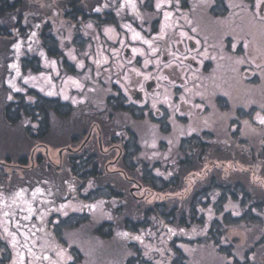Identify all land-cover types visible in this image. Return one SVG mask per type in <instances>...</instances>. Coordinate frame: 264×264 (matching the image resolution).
<instances>
[{"label": "rangeland", "instance_id": "1", "mask_svg": "<svg viewBox=\"0 0 264 264\" xmlns=\"http://www.w3.org/2000/svg\"><path fill=\"white\" fill-rule=\"evenodd\" d=\"M139 1H143L142 4L153 2L156 7L162 4L169 6L171 3V0L107 2L81 0L82 8L88 12L87 17L79 18L78 26H74L71 21L62 20L61 16L50 18V34L60 49L58 56L49 55L38 35L33 34L28 48L18 45L13 52H8L7 42L0 41V44L4 45L0 48V83L4 84L5 91L3 99L0 97V264H125L127 257L137 256L122 240L119 241L115 237L100 238L92 232L97 224L103 221L111 222L113 214L102 198L86 202L75 197L79 195V191H76L77 183L73 179V173L69 172L71 166L68 161L82 148L84 140L81 139L75 146L70 145L65 139L70 136L66 134L67 130L71 131L77 127L80 134L83 128L88 130L90 127L93 140H101L99 145L101 150L112 149L113 155L110 160L121 152V149H118L119 142L112 141L111 135L116 138L124 137L126 140L128 133H132L136 135L140 144L135 161H143L150 165L160 162L162 168H155L158 175L167 174L164 167L170 168V163L179 155L175 148L178 140L189 134L210 131L217 137L220 135L228 139H225L228 143L220 142L219 138L213 142L218 146L227 144L232 155L239 149L241 141L248 140L247 143L251 144L250 141H258L260 136L264 135V119L255 113L261 111L264 116V83L261 86L263 88L261 94V88L243 87L234 83L230 86H220L219 70L223 66L221 60H215L217 66L213 78L210 82L206 81V86L212 85L224 92L232 107L237 109V114H240L242 121L240 128L236 129L238 130L236 138L231 136L234 129L228 128V115L212 112L214 108H211L212 113H209L204 121H199L194 127L175 123L170 131L163 130L161 136L155 105V100H159V96L154 95L149 99L153 103L150 110L146 109L147 106L135 109L130 104L127 105L128 101L123 96L126 93L118 81L120 78L124 79L122 67H128L136 74H149L150 71L149 68L146 69L149 61L147 58H140L141 66L133 64L125 67L117 54L120 48L128 46V42L137 39L139 32L145 29L150 33L149 25L143 23L146 16L143 17L139 13L137 4ZM251 1L254 8L245 5L246 0H225L229 13L224 25L231 28L235 26L249 28L247 31L252 34L258 30L254 13L243 12L238 18L240 10H253L257 1L264 0ZM212 3L213 0H191L192 12H189V18L193 25L199 23L196 20L200 17L197 11L200 8L206 9ZM27 5L43 9L40 4H32V1ZM54 7H62L61 2L51 6ZM51 8L48 7V11ZM91 12L94 13L92 17L89 16ZM210 20L211 26L217 27L218 22ZM134 47L138 48L133 50L135 55H141L139 47L135 45ZM9 53L12 57L9 56L7 59L5 55ZM23 57L30 60L36 58L38 70L30 67L23 69L21 61ZM215 57L219 59L218 56ZM29 97L31 101L28 100ZM36 97L47 98L64 105L62 110H68L69 114L63 118L62 115H53L50 110V128L43 137L37 139L29 137L23 128L29 120L23 119L16 124L8 123L2 109L6 100L10 102L12 100L15 106L21 101L35 102ZM131 108L136 112L144 110L146 114L150 113L151 117L143 114L142 118H136L141 117L137 113L134 118L129 112ZM160 139H163L164 143H160ZM59 154L61 159L58 157ZM22 158L25 165L20 166L18 162ZM46 158H50V164ZM36 159L40 161L34 170L40 171L41 181H46V185L40 182L32 183V175H21L22 172L19 173L17 170L18 167H29V161ZM108 167L116 169L115 165L113 168H110V165ZM105 175L103 177L107 176ZM17 177H28L25 179L28 181L19 184ZM64 183L76 191L75 198H69L71 195L65 198L61 186ZM257 184L264 188V181L258 180ZM96 186L102 187L98 184ZM126 188L129 189L128 186ZM89 190V186H84L82 192L86 193ZM68 191L72 192L69 187ZM160 194L162 195L152 193L146 200L154 202L164 199L163 195H168L164 192ZM140 195L147 197L149 192L137 193L138 197ZM171 195L173 194L169 196ZM117 204L115 203L113 207ZM128 206L130 210L135 208L133 204ZM129 215L134 216V212H130ZM80 217L97 219L98 223L88 226L82 223ZM151 225L145 230L142 228L135 233L128 232L129 236H122L125 241L136 244L142 254V260L153 264H171L170 259H163L162 256L175 258L178 256L175 252L177 250L186 264H226V256L218 253L207 243L205 245L199 241L181 240L182 237L190 240L196 237L197 234L191 230L185 231L169 226L162 228L163 224L160 226L154 222ZM115 229L117 233L121 231V235L126 234L121 225ZM250 233L235 232L239 248L236 246L234 255L239 262L244 261L242 251L246 244L259 236L260 229L254 228ZM177 238L179 240H176ZM255 258L254 255L253 259L256 260Z\"/></svg>", "mask_w": 264, "mask_h": 264}, {"label": "trees", "instance_id": "2", "mask_svg": "<svg viewBox=\"0 0 264 264\" xmlns=\"http://www.w3.org/2000/svg\"><path fill=\"white\" fill-rule=\"evenodd\" d=\"M30 1L32 4H40L43 8L41 10L46 12H41L39 7L28 6ZM107 1L101 0V2ZM57 2H61L62 7L51 8L52 5L56 6ZM80 2L81 0H0V41L7 42L8 52H13L18 45L28 48L33 34L38 35L49 55L58 56L60 49L56 45L55 38L50 34V18L61 16L62 20L71 21L74 26H78L79 18L87 17L88 12L82 8ZM48 7L51 8L49 11ZM92 13L90 17L93 16ZM1 47L3 48L4 45L0 44ZM5 56L7 59L9 56L12 57L10 53ZM21 61L23 69L30 67L38 70L36 58L30 60L23 57ZM3 88L4 84L0 83L2 99L5 92ZM28 100L32 99L29 97ZM13 104L12 100L11 102L6 100V104L2 106L5 120L12 124L23 119L29 120L23 128L29 137L35 139L43 137L50 128V110L53 115H62L63 118L69 115L68 110H62L64 105L47 98L36 97L35 102L21 101L19 105L13 106ZM233 108L235 109L234 106ZM129 112L134 118L136 117L134 110ZM77 129L75 127L74 130H67L66 134L70 136L65 137L72 146L81 139L84 140L82 148L78 149L68 161L71 166L69 172L73 173V179L77 183L76 191H79V195L75 197L86 202L98 198L105 201L113 214L111 222L103 221L97 224L92 232L100 238L115 237L119 241L122 240L126 247L135 251L137 256L127 257L125 264H153L142 260V254L136 244L125 241L122 237L128 232L131 234L142 228L145 230L152 226V222L159 223L160 226L163 224L162 228L169 226L185 231L191 230L197 236L191 240L182 237L181 240L199 241L212 246L218 253L226 256V264H264V188L257 184L258 180L264 181V135L260 136L258 141L249 140L251 144L247 143L248 140L241 141L239 149L235 155H232L227 144L218 146L213 142L219 138L220 142L228 143L225 141L226 138L220 135L217 137L210 131H204L202 134L188 133V136L178 140V145L175 147L179 154L178 158L170 163V168L164 167L167 174L158 175L155 173V168H162L160 162L150 165L143 161H135L140 146L136 135L128 133L126 140L124 137L116 138L111 135L112 141L119 142L118 149H121V152L110 160L113 155L112 149L103 151L99 147L98 139L94 141L92 135L86 138L90 127L88 130L83 128L84 131L81 130L80 134ZM237 132L238 130H233L231 136L236 138ZM46 160L48 164L51 163L50 158ZM39 161V159L29 161V167H18L17 170L20 171L19 173L22 172L21 175H32V183L40 182L46 185V181H41L40 171L34 170ZM6 162L8 163L7 158ZM18 163L21 164L20 166L25 165V160L19 159ZM113 164L116 169H109L108 166L113 168ZM104 174L107 176L103 177ZM26 178L28 177L16 179L22 184L23 181H28L25 180ZM61 186L65 198L69 195H71L69 198H75L76 191L69 184L64 183ZM84 186H89L90 189L86 193L82 192ZM127 186L129 189L126 188ZM68 187L72 192L68 191ZM141 191L149 192V195L138 197L137 193ZM162 192L168 194L163 195L164 199H157L158 201L154 202L146 200L152 193L162 195L160 194ZM170 194L173 195L169 196ZM115 203L120 204L113 207ZM130 204L135 208L130 210L128 206ZM130 212H134V216L129 215V217ZM79 219L88 226L98 223L97 219L84 217ZM120 225L126 234L121 235V231L116 232L115 228ZM254 228L260 229L259 236L246 244L249 248L245 245L242 251L244 261L239 262L234 255L236 246L239 248L235 232L243 231L251 234L250 231ZM175 252L178 253L175 258L162 257L170 259L171 264H186L179 252L177 250ZM254 255L256 260L253 259Z\"/></svg>", "mask_w": 264, "mask_h": 264}, {"label": "flooded vegetation", "instance_id": "3", "mask_svg": "<svg viewBox=\"0 0 264 264\" xmlns=\"http://www.w3.org/2000/svg\"><path fill=\"white\" fill-rule=\"evenodd\" d=\"M190 2L171 0L169 6L162 4L156 7L153 2L142 4L143 1H139V13L146 16L143 23L149 25L150 33L144 29L137 39L117 52L125 67L140 64L141 57L149 60L146 64L149 74H136L128 67H122L124 79L118 81L126 93L123 96L128 101L127 105L135 109L147 106L146 109L150 110L153 103L149 99L159 96L155 105L161 136L163 130L170 131L175 123L194 127L212 112L228 115L229 129L240 128L242 118L225 93L212 85L206 86V81L213 78L217 66L215 60L223 63L219 70L220 86L234 83L260 89L264 83V1H257L253 10L239 11L238 18L243 12L255 14L254 21L259 28L253 34L247 31L249 28L224 25L229 13L225 0H213L206 9L200 8L197 11L200 17L196 19L199 23L193 25L189 18V12H192ZM251 2L246 0L245 5L254 8ZM210 19L218 22L217 27L211 26ZM134 45L139 47L141 55H135L133 50L138 48ZM211 108H214L212 112ZM134 113L141 115L138 118L143 114L151 117L144 110ZM255 113L264 119L261 111ZM90 132L91 129L87 138ZM98 142L101 144V140ZM160 143L164 140L160 139Z\"/></svg>", "mask_w": 264, "mask_h": 264}]
</instances>
